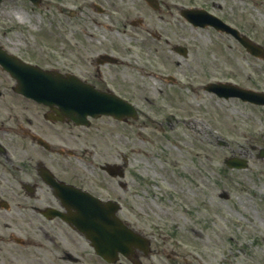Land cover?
<instances>
[{"label": "rangeland", "instance_id": "obj_1", "mask_svg": "<svg viewBox=\"0 0 264 264\" xmlns=\"http://www.w3.org/2000/svg\"><path fill=\"white\" fill-rule=\"evenodd\" d=\"M48 1L40 7L22 0H6L0 5V42L12 46L18 40L35 41L34 27L43 24L42 19L49 28L58 21L64 31L76 28L81 40L84 32H102L93 23L96 15L92 9L89 16L81 11L90 0ZM127 1L134 5L133 0ZM162 1L175 5L171 7L176 14L171 16L173 27H169L191 49L190 56L186 61L176 57L180 65L173 59L168 66L146 70L141 62L130 64L125 76L127 96L146 115L130 125L96 123L102 132L93 129V145L101 161L129 157L127 177L134 193L129 201L132 209L126 211L128 221L157 239L164 251L158 256L160 264H264V107L218 98L201 89L211 78L230 79L236 70L235 82L264 89V64H258L257 72L244 73L239 61L233 68L221 63L225 68L222 75L212 65L220 61V44L232 42L213 29L193 27L180 15L185 7L205 8L250 30L264 45V0ZM138 8L131 16L148 17L152 12L144 5ZM137 53L133 55L139 56ZM158 68L162 74L176 75L178 83L169 85L167 80L148 75L160 71ZM173 114L181 121L166 122ZM239 144L250 157H240L245 167L230 168L225 159L234 156L232 148ZM223 193L228 197H221Z\"/></svg>", "mask_w": 264, "mask_h": 264}, {"label": "flooded vegetation", "instance_id": "obj_2", "mask_svg": "<svg viewBox=\"0 0 264 264\" xmlns=\"http://www.w3.org/2000/svg\"><path fill=\"white\" fill-rule=\"evenodd\" d=\"M99 1L105 6L101 15L119 28L123 40L116 41L111 28H105L103 38L91 35L81 40L75 36L74 43L67 44L63 29L44 28V48L39 54L45 67L72 71L99 89L114 90L127 97L129 85L125 76L130 63L137 59L142 65L172 62L177 55V37L169 26L164 32L156 30L155 16L161 11V0L160 10L146 0H133L134 5L127 0ZM141 5L152 10L148 17L131 16L132 10L138 11ZM126 39L141 50L138 58L127 49ZM233 48L236 53L230 52L231 57H242L239 52L247 54L238 51L237 46ZM242 60L251 65L253 59L249 56ZM175 62L179 64L176 59ZM2 79L0 145L5 149L0 147V264H108L71 222L54 215L56 211H68L63 206L62 191L55 193L42 173L48 169L57 180L93 190L98 187L108 192L113 188V178L100 168L96 151L87 147L82 154L92 157L89 160L94 164V173L101 175L99 186L91 184L78 169L74 157L80 152L81 139H88L90 127L49 120L45 106H34V101L12 92L13 85ZM40 139L49 143L48 149L40 144ZM60 149H64L63 154Z\"/></svg>", "mask_w": 264, "mask_h": 264}, {"label": "water", "instance_id": "obj_3", "mask_svg": "<svg viewBox=\"0 0 264 264\" xmlns=\"http://www.w3.org/2000/svg\"><path fill=\"white\" fill-rule=\"evenodd\" d=\"M185 14L190 16L189 18H191V20L193 19L195 22H199L203 25L207 24L206 22H211L210 20H205L201 14H195L191 11H186ZM196 17H200V19L195 20ZM212 21L217 28H227L238 36L235 29L225 24L219 25L217 21ZM241 40L243 44L253 52H257L258 49H260L259 46L253 44L248 39L243 38ZM10 57L11 56L3 57L0 59V62H2L4 68L10 71L17 79V90L51 106L55 112H57L55 118L74 120L81 123L84 122L87 115L107 113L120 116L122 114L132 113L133 109L127 103L124 102V104H122L121 101L114 96L97 91L92 86L83 83L73 75H63L53 70H44L37 66L25 64L13 56ZM218 87L217 85H212L208 88H210V90H217L226 96L238 94L244 98L252 99L257 102H264V98L262 97L264 94L260 95L254 93L255 96H253L251 91L248 90L231 91L230 87L235 86L230 84H222L219 88ZM78 193L80 195L79 204H81V207L77 209L78 216H76V219L81 223L80 228L84 230L89 237H92L95 244L98 245V250L105 256L107 251L109 255L113 252V257H116L114 258L115 260L117 259L119 250L129 254V252L132 251L133 245L137 243L139 236L134 234V232L116 216L117 208L112 211V214L108 217L107 223H98L97 225L93 224V222L92 224L88 223L96 219V212H100V210L103 211L100 207L102 202L87 193ZM98 218L99 217H97V219ZM100 224L101 226H99ZM96 227H98L97 232L95 230ZM99 228H106L107 230Z\"/></svg>", "mask_w": 264, "mask_h": 264}, {"label": "bare ground", "instance_id": "obj_4", "mask_svg": "<svg viewBox=\"0 0 264 264\" xmlns=\"http://www.w3.org/2000/svg\"><path fill=\"white\" fill-rule=\"evenodd\" d=\"M21 16V15H20ZM20 21H23L22 20V16L20 18ZM236 143L238 144L239 142L236 141ZM239 147H244L243 145L239 144L237 145L236 147L232 148L233 152H234V155L235 156H238V157H250V154L246 151V150H243L242 148H239ZM226 153V152H225ZM221 155V154H220ZM219 155V156H220ZM224 155V154H223Z\"/></svg>", "mask_w": 264, "mask_h": 264}]
</instances>
